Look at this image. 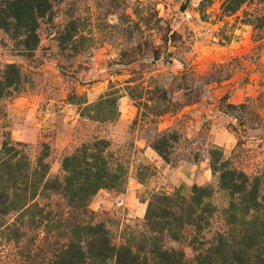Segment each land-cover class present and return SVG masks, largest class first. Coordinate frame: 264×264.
Masks as SVG:
<instances>
[{
	"label": "rangeland",
	"instance_id": "rangeland-1",
	"mask_svg": "<svg viewBox=\"0 0 264 264\" xmlns=\"http://www.w3.org/2000/svg\"><path fill=\"white\" fill-rule=\"evenodd\" d=\"M183 1L0 0V264H49L83 236L72 202L92 211L115 248H133L148 235L153 195L188 199L194 185L210 186V217L181 231L168 222L178 239L165 235L163 246L186 260L221 238L230 258L256 222L264 0H190L180 12ZM108 155L120 187L40 196L75 158L90 173L92 156Z\"/></svg>",
	"mask_w": 264,
	"mask_h": 264
},
{
	"label": "trees",
	"instance_id": "trees-1",
	"mask_svg": "<svg viewBox=\"0 0 264 264\" xmlns=\"http://www.w3.org/2000/svg\"><path fill=\"white\" fill-rule=\"evenodd\" d=\"M238 2L239 0H228L227 7ZM167 56L171 57L169 54ZM158 59L154 57L151 60ZM175 79H177L176 76L173 80ZM199 86L203 87L204 84ZM164 94L167 102H171L168 90H165ZM92 157L95 165L91 167L90 173L81 168L83 160L75 158L77 165L73 168H64L65 174L61 178L45 180L40 196L50 199L52 195L65 194L70 187L78 190V194L92 196L100 188L120 187L123 182L122 169L118 164H112L110 155H108L109 159ZM212 193L210 186L194 185L188 199L182 196L153 195L148 202L144 219L148 235L141 234L133 248L127 245L115 248L110 242L107 231L104 230L103 223H93L92 211L86 209V205L72 202L70 207L81 217L79 230H82L84 234L76 240H67L59 246L49 264H264V254L261 258L256 256L259 240L264 239V206H259L260 212L255 219L256 222L248 225L249 229H245V232L240 235L241 242L236 244V248L234 246L235 252L230 258L225 254L224 250L227 246L225 241H221L223 238L216 244H211L206 250L196 249V255L190 260L184 259L174 249L164 248L162 241L165 235H170L173 240H177V231H181L184 225H192L195 216L206 214L210 217L212 215L213 212L204 202L211 197ZM226 214L227 224L233 223L236 219L235 214ZM168 222L177 226L175 228L177 231H171L169 228L171 225ZM230 237L227 235L225 240H229Z\"/></svg>",
	"mask_w": 264,
	"mask_h": 264
},
{
	"label": "water",
	"instance_id": "water-1",
	"mask_svg": "<svg viewBox=\"0 0 264 264\" xmlns=\"http://www.w3.org/2000/svg\"><path fill=\"white\" fill-rule=\"evenodd\" d=\"M189 3H190V0H184V1L180 4V6L178 7L179 11H180V12H185L186 9H187V7H188V5H189Z\"/></svg>",
	"mask_w": 264,
	"mask_h": 264
}]
</instances>
